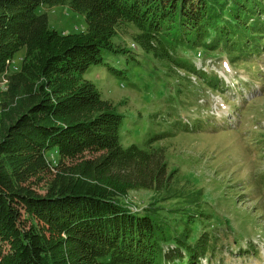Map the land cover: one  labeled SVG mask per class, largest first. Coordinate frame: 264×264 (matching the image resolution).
Masks as SVG:
<instances>
[{"label": "trees", "instance_id": "16d2710c", "mask_svg": "<svg viewBox=\"0 0 264 264\" xmlns=\"http://www.w3.org/2000/svg\"><path fill=\"white\" fill-rule=\"evenodd\" d=\"M62 6L84 16L85 31L50 27L40 9ZM121 25L135 30L143 52L186 77L178 93L198 95L194 107L203 89L222 88L188 57L249 64L264 52V0H0V78L13 109L0 129V264H202L217 243L201 192L183 197L170 222L153 203L128 201L139 191L181 197L170 192L167 148L155 144L164 136L124 147L123 117L84 79L104 52L132 55L114 42Z\"/></svg>", "mask_w": 264, "mask_h": 264}, {"label": "rangeland", "instance_id": "374dc122", "mask_svg": "<svg viewBox=\"0 0 264 264\" xmlns=\"http://www.w3.org/2000/svg\"><path fill=\"white\" fill-rule=\"evenodd\" d=\"M40 12L46 13L50 27L62 34L87 28L84 16L68 6L41 8ZM134 33L132 27L121 25L114 40L118 46L129 48L132 55L106 51L103 62L92 66L84 79L93 83L123 117L124 147L142 146L158 135L164 136L155 144L167 148L169 169L174 171L170 192L177 190L174 192L181 198L139 191L129 195V203L134 200L139 209L153 203L170 222L177 217L174 210L187 205L183 197L191 191L201 192L206 202L202 208L214 217L208 233L217 240L202 264H264V53L261 68L255 62L231 63L226 55L217 53L188 57V63L199 70L226 78L221 77V91L203 89L200 106L194 107L198 95L192 102L178 93L180 84L189 85L186 77H177L167 63L143 52L132 40ZM24 53L22 50L15 57L13 70L20 68ZM194 77L189 73L197 86ZM6 90L7 80L2 77L0 129L13 110L5 101ZM208 120L216 122L219 132H210L214 126ZM48 159L56 163L59 158L50 152ZM166 196L167 201L162 199Z\"/></svg>", "mask_w": 264, "mask_h": 264}]
</instances>
